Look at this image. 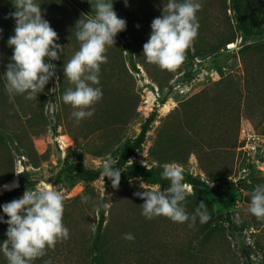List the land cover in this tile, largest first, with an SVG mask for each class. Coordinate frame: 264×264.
<instances>
[{
  "label": "rangeland",
  "instance_id": "obj_1",
  "mask_svg": "<svg viewBox=\"0 0 264 264\" xmlns=\"http://www.w3.org/2000/svg\"><path fill=\"white\" fill-rule=\"evenodd\" d=\"M14 2L0 0L7 12H15ZM34 2L64 50L59 60L47 61L56 66L55 76L37 99L6 91L7 100L0 102V182L11 175L18 182L16 188L0 186V194L22 184L24 192L36 190L42 181L53 184L65 196L63 224L69 238L46 249L31 264H94L92 246L101 211L106 216V264H247L242 249L255 239L261 248H253L250 264H264V219L248 211L250 193L264 184V54L240 52L235 42L227 50L196 56L193 40L178 67L162 70L146 61L143 45L150 38L151 22L162 16L168 0H127V4L107 0L126 21V29L107 48L99 84L91 85L102 90V99L89 109L94 113L91 117L77 122L72 116L75 109L62 100L67 89H74L63 69L80 47L76 22L82 14L95 15L96 0ZM199 2L196 37L201 52L217 47L231 33L242 40L232 0ZM244 6L264 25V0H244ZM12 20L0 16V75L5 86L4 74L13 54L7 43L15 34ZM153 114L155 120L124 169L144 166L163 171L165 163L179 165L183 183L192 188L183 207L191 218L204 201L210 216L205 223L197 217L189 227L191 219L179 223L162 215L152 219L142 215L145 201L135 195L145 191L141 185H159L164 191L170 181L155 184L136 176L121 179L113 188L108 177L102 180L100 174L69 167L82 165L95 171L108 157L117 161L123 151L136 146L143 123ZM240 140L244 145L239 148ZM188 177L207 184L208 192L185 180ZM85 196L90 198L87 202L82 200ZM0 217L9 219L3 208ZM7 228V223L0 224V243L7 239ZM126 233L134 240L124 239ZM0 264H8L2 250Z\"/></svg>",
  "mask_w": 264,
  "mask_h": 264
},
{
  "label": "clouds",
  "instance_id": "obj_2",
  "mask_svg": "<svg viewBox=\"0 0 264 264\" xmlns=\"http://www.w3.org/2000/svg\"><path fill=\"white\" fill-rule=\"evenodd\" d=\"M13 6L16 10L9 16L15 20V34L7 42L13 48V54L4 74L6 91L10 96L27 93L26 99H37V95L55 76L56 66L47 61L59 60L64 46L56 43L59 38L57 32L43 18L41 7L34 0H15ZM92 8L94 16L82 14L76 22V38L80 47L63 69L74 89H67L62 100L75 109L72 116L77 122L91 117L94 113L89 109L102 99V90L91 85L99 84L100 66L107 62V48L115 45L117 34L126 29V21L118 17L113 3L96 0ZM201 8L199 0H168L162 16L151 22L150 38L143 45L146 61L162 70L172 71L178 67L198 35L196 13ZM115 163L108 157L102 164L100 178L108 177L112 187L118 188L121 171L113 168ZM161 177L170 181L166 190L162 191L159 185L148 188L142 184L145 191L135 193L145 201L141 205L143 216L152 219L162 215L179 223L191 219L189 227L195 224L197 217L201 223L210 219L204 201L199 203L191 218L186 213L182 202L192 193V188L183 183L184 176L179 165L165 163ZM4 187L9 188L8 185ZM250 197L248 211L257 219H264V184L257 185ZM89 199L87 196L82 198L84 202ZM64 200V194L57 187L42 181L36 190L26 189L22 198L2 206L9 219L3 221L0 217V222L8 225L7 239L0 245V250L8 264H31L44 256L46 249H54L58 241L69 238V230L63 224ZM124 239L134 240V236L126 233Z\"/></svg>",
  "mask_w": 264,
  "mask_h": 264
},
{
  "label": "trees",
  "instance_id": "obj_3",
  "mask_svg": "<svg viewBox=\"0 0 264 264\" xmlns=\"http://www.w3.org/2000/svg\"><path fill=\"white\" fill-rule=\"evenodd\" d=\"M233 4V10L235 13V21L239 25L240 32L242 33V40L238 42V37L236 34L231 33L224 38L221 43L210 50H206L205 52H201L200 46H199V39L196 37L194 39V50L196 51V56H200L203 53H210L213 50H227V45L231 43H237V47L239 48L240 52H243L244 50H252L253 52L257 53H262L264 54V25L260 22L259 16L258 15H252L250 14L246 7L244 6V0H232ZM7 13H11L10 11L7 12L5 8H3L0 4V16H6L9 15ZM6 14V15H5ZM10 17V16H9ZM13 24L15 25V20H12ZM11 22V23H12ZM226 72H224L225 74ZM7 93H6V86L5 83L3 82L1 75H0V102H3L7 100ZM161 103H164L162 101ZM155 114H153L150 118H148L142 125V130L139 136L136 139V146H133L129 148L126 151H123L121 155L119 156L118 160L116 163L113 165L114 169H118L121 171V179L123 180H130L136 176H142L146 181L155 183V184H164L168 182V180L162 179L161 173L162 170L152 167V168H147L144 166H135V167H130L124 169V165L126 164L128 158L130 155L133 153L135 148L139 147L142 141L144 140L146 133L149 129L150 124L155 120ZM253 132H251L252 134ZM250 134V133H247ZM239 142V141H238ZM237 142V143H238ZM244 145V140L239 142V145L237 147H241ZM70 169H76L80 173H85L89 172L92 174H100L102 171V166H100L97 170L95 171H90L87 170L84 166L82 165H72L69 166ZM13 175H11L8 179L3 180L0 182V186H3L4 184L8 183L11 181ZM185 180L190 181L194 183L195 185L201 184L206 190L205 192H208L207 189H209V186L205 183L199 182L196 179H193L191 177L186 178ZM25 190V184H22L19 189H15L12 191H7L3 194L0 195V211L2 210V206L8 202H10L12 199H14L16 196L20 195L23 193ZM218 202L222 207L227 208V204L222 198H217L215 200ZM7 217H5L6 219ZM4 219V220H5ZM105 222H106V216H105V211H101V216L97 225V230H96V235L94 238L93 246H92V253H93V261L94 264H106L107 263V254L106 250L103 249L104 243L106 241V234H105ZM2 222H0L1 224ZM255 225H250V227H254ZM234 229H239L237 224H234ZM257 228V227H256ZM254 228V230L256 229ZM258 229V228H257ZM257 231V230H255ZM254 233V232H253ZM256 233V232H255ZM254 236V235H253ZM3 240L1 241L0 245H2ZM250 245L244 246L242 249V255L244 256L247 264H250L252 262V250L253 248H261L258 239L255 240H250ZM108 253V250H107ZM138 254H136L135 257H137ZM146 258H148L146 254ZM149 259V258H148ZM147 261V260H146ZM151 263V262H150Z\"/></svg>",
  "mask_w": 264,
  "mask_h": 264
},
{
  "label": "bare ground",
  "instance_id": "obj_4",
  "mask_svg": "<svg viewBox=\"0 0 264 264\" xmlns=\"http://www.w3.org/2000/svg\"><path fill=\"white\" fill-rule=\"evenodd\" d=\"M6 185L9 186V188H16L18 185V182H17V178H13L9 183H7Z\"/></svg>",
  "mask_w": 264,
  "mask_h": 264
},
{
  "label": "built area",
  "instance_id": "obj_5",
  "mask_svg": "<svg viewBox=\"0 0 264 264\" xmlns=\"http://www.w3.org/2000/svg\"><path fill=\"white\" fill-rule=\"evenodd\" d=\"M240 172H241L242 174H243V173H246V168H243Z\"/></svg>",
  "mask_w": 264,
  "mask_h": 264
},
{
  "label": "water",
  "instance_id": "obj_6",
  "mask_svg": "<svg viewBox=\"0 0 264 264\" xmlns=\"http://www.w3.org/2000/svg\"><path fill=\"white\" fill-rule=\"evenodd\" d=\"M3 194V193H2ZM1 195V194H0Z\"/></svg>",
  "mask_w": 264,
  "mask_h": 264
}]
</instances>
